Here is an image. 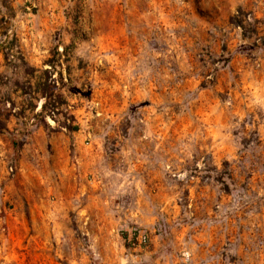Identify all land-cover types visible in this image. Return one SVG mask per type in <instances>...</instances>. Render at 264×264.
<instances>
[{
  "label": "rangeland",
  "instance_id": "374dc122",
  "mask_svg": "<svg viewBox=\"0 0 264 264\" xmlns=\"http://www.w3.org/2000/svg\"><path fill=\"white\" fill-rule=\"evenodd\" d=\"M0 264H264V0H0Z\"/></svg>",
  "mask_w": 264,
  "mask_h": 264
},
{
  "label": "trees",
  "instance_id": "16d2710c",
  "mask_svg": "<svg viewBox=\"0 0 264 264\" xmlns=\"http://www.w3.org/2000/svg\"><path fill=\"white\" fill-rule=\"evenodd\" d=\"M46 98H47V97H46ZM48 106H49V104L46 103L45 106H44V109L47 110V109H48Z\"/></svg>",
  "mask_w": 264,
  "mask_h": 264
}]
</instances>
